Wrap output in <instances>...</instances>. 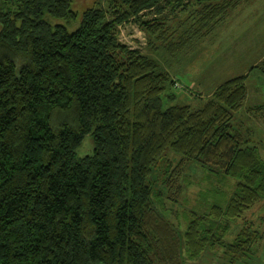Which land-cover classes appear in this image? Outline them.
I'll return each instance as SVG.
<instances>
[{
  "label": "trees",
  "instance_id": "1",
  "mask_svg": "<svg viewBox=\"0 0 264 264\" xmlns=\"http://www.w3.org/2000/svg\"><path fill=\"white\" fill-rule=\"evenodd\" d=\"M249 1L0 0V264H183L215 246L248 254L262 237L254 221L226 235L264 199V139L236 116L264 56L202 108L165 107L170 73L119 34L135 19L151 50L176 55ZM59 109L76 122L52 125ZM250 110L264 117V100ZM91 131L94 152L77 157ZM189 162L237 182L182 232L157 203Z\"/></svg>",
  "mask_w": 264,
  "mask_h": 264
},
{
  "label": "rangeland",
  "instance_id": "2",
  "mask_svg": "<svg viewBox=\"0 0 264 264\" xmlns=\"http://www.w3.org/2000/svg\"><path fill=\"white\" fill-rule=\"evenodd\" d=\"M91 2L92 0H78L77 5ZM107 3L108 0H103L104 5ZM168 10L169 7L165 8L164 13L172 20ZM119 36L121 42L158 59L170 73L173 83L168 92L173 93V98L165 99V107L189 105L196 110L206 104L214 94L210 96L211 92L216 91L221 82L247 73L257 59L264 56V0H251L231 9L223 23L210 29L207 35L196 38L189 47L176 55H170L163 49L151 50L147 44V35L135 19L121 25ZM248 84V99L236 116L243 130L248 128L254 138L264 139V117L255 118L257 111L250 110L264 100L263 75L249 76ZM64 121L75 123V111L56 110L52 125ZM94 148L91 131L76 149V155H90ZM262 153L264 155V150ZM213 170L197 162L186 163L177 185L171 191L164 192L162 201L157 203L172 222L178 223L182 232L188 228L190 219L187 215L192 211H210L214 203L226 204L233 195L237 180L224 175L220 169ZM153 177L159 182V172L155 171ZM246 221H254V229L262 237L254 240L251 250L242 259H233L231 253L222 246H215L208 247L198 259L184 260L183 264H264V199L247 211L245 218L232 224L226 235L227 241L235 240Z\"/></svg>",
  "mask_w": 264,
  "mask_h": 264
},
{
  "label": "crops",
  "instance_id": "3",
  "mask_svg": "<svg viewBox=\"0 0 264 264\" xmlns=\"http://www.w3.org/2000/svg\"><path fill=\"white\" fill-rule=\"evenodd\" d=\"M260 58H262V57H260ZM260 58H259V59H260ZM259 59H257V61H258ZM257 61H256V62H257ZM221 83H222V82H221ZM221 83H220V84H221ZM220 84H219V85H220ZM216 88H217V87H216ZM216 88H215V89H216ZM214 91H215V90H214ZM214 91L211 92L210 96L214 93ZM210 96H209V97H210ZM209 97H208V98H209Z\"/></svg>",
  "mask_w": 264,
  "mask_h": 264
}]
</instances>
